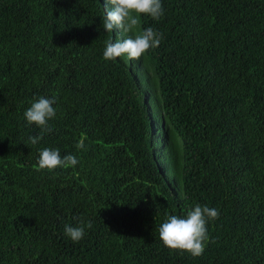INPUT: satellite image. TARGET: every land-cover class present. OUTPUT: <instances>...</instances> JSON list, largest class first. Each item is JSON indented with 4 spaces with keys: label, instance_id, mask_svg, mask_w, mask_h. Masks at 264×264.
I'll use <instances>...</instances> for the list:
<instances>
[{
    "label": "trees",
    "instance_id": "obj_1",
    "mask_svg": "<svg viewBox=\"0 0 264 264\" xmlns=\"http://www.w3.org/2000/svg\"><path fill=\"white\" fill-rule=\"evenodd\" d=\"M104 2L0 0V264H264V0H161L131 61L103 58L133 35ZM40 97L50 132L24 117ZM44 148L79 163L39 170ZM197 204L219 211L203 255L169 250Z\"/></svg>",
    "mask_w": 264,
    "mask_h": 264
},
{
    "label": "clouds",
    "instance_id": "obj_2",
    "mask_svg": "<svg viewBox=\"0 0 264 264\" xmlns=\"http://www.w3.org/2000/svg\"><path fill=\"white\" fill-rule=\"evenodd\" d=\"M111 6V7H110ZM103 29L112 33L113 29H118L129 35L121 40L117 38L115 43L108 41L103 52L106 61L117 60L126 61L139 60L146 55L150 49L157 48L163 36L148 27L137 32L142 15L150 16L154 20H159L164 15L161 0H105L104 2ZM55 99L40 97L31 104L24 112V117L28 125H36L41 129V133L50 132L49 121L56 116V109L53 107ZM42 139V134L29 136L32 145H36ZM76 147H85L81 140ZM79 163L74 155H65L61 158L58 150L44 148L39 155V170L49 171L58 167H75ZM219 218V211L208 206L195 205L193 210L187 212L186 218L177 215H169L159 227V238L163 245L171 251L188 253L192 257L203 255L206 244L210 242L207 225ZM88 222L87 228H91ZM65 234L76 243L81 241L86 232L83 222L80 226H65ZM214 242V241H211Z\"/></svg>",
    "mask_w": 264,
    "mask_h": 264
}]
</instances>
